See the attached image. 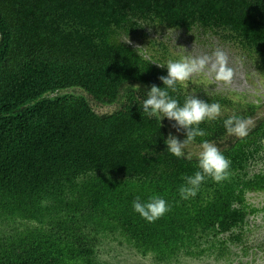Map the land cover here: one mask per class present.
Wrapping results in <instances>:
<instances>
[{
	"label": "trees",
	"instance_id": "1",
	"mask_svg": "<svg viewBox=\"0 0 264 264\" xmlns=\"http://www.w3.org/2000/svg\"><path fill=\"white\" fill-rule=\"evenodd\" d=\"M144 24L223 32L264 71V0H0V264H99L96 246L117 237L160 258L182 246L197 256L202 237L217 248V233L246 223L242 187L264 188V175L248 170L264 158V116L218 148L230 161L227 180L208 179L195 198L180 199L198 156L169 153L174 121L160 127L136 102L167 74L150 62H164L155 54L121 39ZM78 87L120 106L100 113L85 95L62 92ZM189 94L178 85L172 95L182 104ZM260 106L201 122L205 135L193 143L222 141L224 118H251ZM153 194L171 210L149 223L132 201Z\"/></svg>",
	"mask_w": 264,
	"mask_h": 264
},
{
	"label": "clouds",
	"instance_id": "2",
	"mask_svg": "<svg viewBox=\"0 0 264 264\" xmlns=\"http://www.w3.org/2000/svg\"><path fill=\"white\" fill-rule=\"evenodd\" d=\"M125 42H129L127 39ZM143 47L137 46L136 52L142 54ZM162 68H166V75L159 76L162 87L152 84L143 99L139 96L137 103L142 111V116L155 118L160 127L162 121L167 118L174 121L173 127L177 132L183 130L184 138L181 140L176 135L169 133L164 139L166 149L173 156L184 157L185 147L195 141L197 137H203L205 132L200 124L206 120H216L222 114V106L219 102H208L199 98L194 93L186 95L183 103L172 95L177 91L178 85H185L194 74L205 71L214 74L216 81L229 84L234 75V70L228 65L225 52L216 49L209 55L193 57L181 55L176 59H168L163 63L151 60ZM136 91L139 86L136 85ZM223 127L227 134L236 137H246L251 125V119L240 115H230L223 119ZM149 155L154 154L148 151ZM144 155V153H142ZM196 171L192 175L183 177L184 183L178 188L180 199L188 200L195 198L201 185L208 179L219 184L229 177L230 161L217 148V146L204 140L201 143V151L196 161ZM132 209L147 222H155L171 210V205L160 195H150L146 200L137 196L132 201Z\"/></svg>",
	"mask_w": 264,
	"mask_h": 264
},
{
	"label": "rangeland",
	"instance_id": "3",
	"mask_svg": "<svg viewBox=\"0 0 264 264\" xmlns=\"http://www.w3.org/2000/svg\"><path fill=\"white\" fill-rule=\"evenodd\" d=\"M142 33L136 35L123 36L121 39L129 40L135 46L143 47L146 54H155L160 60L176 59L181 55H191L199 57L211 55L216 49L225 52L228 65L233 68V79L229 84L216 81L214 74L207 71L194 74L186 82L184 88L191 94L200 97L213 98L214 96H225L232 100L231 104L221 105L222 114H234L237 108L247 106L248 102H257L261 106L255 116L251 117L252 127L259 117L264 116V71L260 68L257 55L249 49H245L236 41L224 38L215 32L195 27L192 30L167 28L158 24H144ZM62 92H74L85 95L97 112H112L119 108L120 103L102 104L94 100L82 89L72 88L62 90ZM170 133L181 139V134L176 131L173 125L168 124ZM234 135H228L220 142H212L217 148L227 144ZM184 151L191 156H198L201 151V144L191 142ZM264 164V162L262 163Z\"/></svg>",
	"mask_w": 264,
	"mask_h": 264
},
{
	"label": "flooded vegetation",
	"instance_id": "4",
	"mask_svg": "<svg viewBox=\"0 0 264 264\" xmlns=\"http://www.w3.org/2000/svg\"><path fill=\"white\" fill-rule=\"evenodd\" d=\"M263 162L264 158L259 165L250 166L249 173L264 175ZM242 191L240 197L248 212L246 223L239 229L217 233V248L202 237L194 247L197 252L203 250L201 254L189 255V249L182 246L174 251L177 255L160 258L154 250L144 252L126 241L121 243L117 237L96 246V259L99 264H264V188L242 187Z\"/></svg>",
	"mask_w": 264,
	"mask_h": 264
}]
</instances>
